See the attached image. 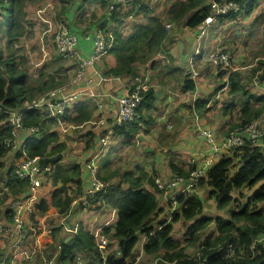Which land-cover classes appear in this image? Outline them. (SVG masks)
Here are the masks:
<instances>
[{
    "label": "trees",
    "instance_id": "16d2710c",
    "mask_svg": "<svg viewBox=\"0 0 264 264\" xmlns=\"http://www.w3.org/2000/svg\"><path fill=\"white\" fill-rule=\"evenodd\" d=\"M58 1L64 2V0ZM232 1L238 4L243 14H248L253 11L258 0ZM98 2L105 8L108 3L106 0H98ZM210 2L211 0H174L169 4L167 12L171 21L179 20L182 25L194 28L209 13ZM154 5L151 4V0H128L126 5H117L111 11L108 21L113 25L108 28V32L104 30L111 40L107 52L113 55L114 63L102 70L104 74H122L127 79L133 78L138 71L134 69L136 62L144 64L148 61L151 64L154 61V53L159 52L166 37L162 20L150 14ZM21 6L22 0H0V13L5 12L3 29L5 45L8 48L22 33ZM60 11H62L61 7ZM130 14L139 15L140 20L133 24L131 31L123 34L119 28L120 22L123 17ZM229 19L237 21L236 11L229 10L219 15L214 26L218 30L219 26ZM250 24L261 25L263 35L261 49L264 51V11L255 15ZM249 67L258 84L264 86V78L259 79V75L264 71V58H257L256 62ZM237 69H231L227 74L225 70H220L217 76L226 74L227 92L239 95L238 102L236 100L223 102V104L220 102L219 105L228 119H232L230 112L235 109L234 104L239 105L236 109V119L229 124V127L234 125L240 128L256 121L264 113V92L257 91L254 94L249 92L244 83L245 80L241 78L243 73ZM58 70L65 69L58 67ZM52 74L54 73H46L43 80L33 86L29 85L25 72L18 69L13 53L4 56L0 51V123L6 117L5 110L19 107L26 100L25 97L37 95V93H31L32 87L36 92H40L60 82V80L55 81ZM183 82L184 90L194 88L192 78H184ZM217 88L216 86L215 90ZM209 97L210 95L202 99L196 98L192 103L193 107L202 108L209 101ZM153 100V89L143 88L142 99L137 106L139 115L134 120L123 121L120 125H111L108 132L109 139L112 136L118 137L119 144L127 145L141 129V123L145 125L142 130L148 131L147 127L151 124L152 118L144 111L153 107ZM87 102L84 99H77L68 112L64 113L63 118L74 123L88 120L91 117L92 108ZM21 114L24 126H37V132L25 136L21 143L26 155L50 156L63 149V142L58 140L56 131L49 127L54 118L47 111L35 108L21 109ZM263 121L258 122V125L261 126ZM100 134L102 133H98L97 137L99 144L97 150L100 149L98 163L100 159L101 161L96 168V177L107 183L94 194L88 195L85 205L79 203L78 206H85L95 211L103 208L115 210L114 220L100 227V232L106 237L103 257L95 244L93 235L82 221L78 220L73 226L74 231L71 235L65 240L60 239L56 253L57 262L84 259L83 264H133L135 259L132 257V251L136 243L142 239L141 249L147 254L156 252L159 247L164 248L165 251L169 250L163 256L167 264H264V240H257L264 235V146L259 143L252 145L247 136L243 137L241 145L229 148L228 153H221L199 178L196 185L207 187L208 197L213 198L217 208H224L232 203L234 197L231 192L234 189H249L256 184L242 204L227 209L228 217L201 214L202 200L195 192L177 193L173 196L168 193L163 199L168 201L167 203L171 202L168 218L157 220L154 225L151 220L156 216L159 206L156 197L158 189L153 182V171L148 173L141 167H137L134 174L133 171L123 169L117 173L116 180H111L113 169L110 171V151L107 150L108 143L100 146L99 137L102 136ZM85 135L87 137L83 147L88 148L92 143V130H86ZM9 138V128L0 124V191L3 192L0 203L2 201L6 203L9 196L22 194L26 190L25 180L12 175L13 162L11 161L7 167L3 163V156L9 150L6 144ZM18 154V151H13L12 157L16 158ZM46 164L50 167L46 175L53 189L48 202L40 200L34 207L41 213L48 205H51L58 214L66 216L72 201L78 199L82 193L80 165L78 162L59 164V160L47 161ZM169 166L172 172L179 175L185 176L188 173L180 164L169 162ZM104 168L107 170L101 172ZM143 184H146L148 188ZM173 199L176 202L174 208ZM5 206L4 203L1 206L3 210V212L0 210L1 216L9 221L10 216ZM180 218L189 220L185 227L187 241L194 240L196 232L203 229L209 222H213L215 235L212 237L205 235L199 241L201 247L197 255L187 254L179 246V241L171 235L173 222ZM111 242L116 244L113 250L108 249Z\"/></svg>",
    "mask_w": 264,
    "mask_h": 264
},
{
    "label": "crops",
    "instance_id": "0c3cea01",
    "mask_svg": "<svg viewBox=\"0 0 264 264\" xmlns=\"http://www.w3.org/2000/svg\"><path fill=\"white\" fill-rule=\"evenodd\" d=\"M157 1L159 2L160 0ZM154 2H151V4ZM61 4L63 7L61 8L62 11L60 12L62 13H60V16L63 21H60L66 23L69 29L76 35L75 48L78 50L80 55L89 54L92 48L93 34L96 28L104 26V29L108 32V28L113 25L110 21L106 20L105 6H102L98 0H64ZM251 12L245 14V16L251 18ZM253 17L254 16H252V18ZM215 30L216 28H211L209 31V43H211ZM193 31L194 28L182 25L181 29L173 28L170 34H168V36H170L169 45L164 47L165 49L161 45L162 50L156 53L159 54L161 51L167 50V53H164V55L168 58L167 66L164 64L163 59L157 58L151 64L145 63L140 65L138 68L137 72L146 78L147 84L145 88L151 87L153 89V107L144 111L146 114L150 115L152 122L147 127L148 131L142 130V128H145V125L141 123V129L135 135L132 142L127 145L119 144L118 137L112 136L109 139L107 150L110 151V157H113L115 154L119 155L118 157H120V161L118 159L117 162L124 170L133 171L135 174L137 167H141L148 173L152 170L154 174L153 178H160L167 181L173 173L170 169L169 162H173L178 165L180 164L182 169L188 172L189 169L192 170L195 167L200 166L205 157H210L211 162H213L221 153H228L229 148H220L217 152H213L210 147V142L203 133V130H208L218 144L225 137V135L221 136L219 131H217V127L222 125L224 122V114L219 105L221 101H217V99L219 92L224 90L226 85H224V81L217 82V71L213 69V73H211L209 69H201V72H198L199 77L194 81V88L192 90H184L182 88L184 86V78H190L186 71V61L191 50ZM127 32L124 31L123 34ZM44 33L45 31L42 29L41 34ZM85 34H87V37H85ZM98 59L92 65L86 67L85 76H90L93 73V70H98L103 74L105 79L102 80L100 84L88 85L93 92V95L88 96L87 94L82 93L74 98L73 102L69 106L70 109L77 99H84L86 102L88 101L87 103L92 108L93 114L91 113L90 119L79 123L69 122L66 119L61 123V125H64L63 123H73L74 125H77L75 127L77 128L82 127L83 124L90 121L93 115L96 117L94 126L87 128V130L90 129L93 132L92 143H90L87 150L89 154L84 156L82 159L78 158L75 161H72L78 162L80 165V184L82 189L80 196H82L87 188L92 185L86 168V162L97 151L99 146L97 143L98 133H102L100 135H103L104 133L110 132V126L113 125L114 122V96L124 92L125 84L128 81L127 77L122 74L106 75L102 72L104 68L112 66L114 60H109V58H107V65L103 67L100 65ZM73 60L75 64V59ZM237 70L240 72V68ZM62 73L63 72H61V74ZM92 78L93 80H96L94 75ZM255 83L257 84H253V87L262 92L263 88L261 87V84L259 85L258 82ZM216 86L218 88L215 90ZM38 93L39 92H37V94ZM208 95H210V97L206 105L200 109L193 107L192 103L196 98L202 99ZM37 96L38 95H36V97ZM52 123L56 124L55 120H53ZM67 130L71 129L67 128L63 130V132ZM84 132L78 135L79 139L82 138L81 135L84 134ZM25 136H28V134L23 130H19L17 139L18 142L20 143L23 141ZM201 141L205 143L204 146L201 145ZM13 151L16 150H8L3 156L4 166H9L11 161L13 162L15 160V158L12 157ZM198 151L200 154L197 153ZM141 160L145 163L141 162ZM96 161L98 166V157H96L95 162ZM111 162L110 167L112 165ZM82 167L85 171L84 176L81 178ZM48 181L51 189L46 190V183H44L38 189V200L36 203L40 200L48 202L50 193L53 189L50 179H48ZM143 186L148 188L146 184H143ZM199 187L202 186H194L192 193L195 192L198 196H200L197 191ZM168 193L173 196L176 191L175 189H172L168 190L166 195H168ZM159 194L160 192H157L156 194L159 210L157 211L154 219L151 220V223L155 222L154 220L156 218L158 220L168 218V213L171 210V202L167 203L168 201H164ZM79 197L77 200L80 199ZM173 202L174 208L176 206L174 199ZM50 207L54 209V215L60 217L59 219L61 221V225L63 226V216L58 214L53 206L48 205L44 211ZM78 209L79 206L74 210L76 213H73V226L76 222H78L77 219L81 218L83 221L86 218L85 221L87 224L89 225L92 223V226L111 223L115 218V210L111 208H103L95 211L91 210V208L80 206V212L77 211ZM0 210H2L1 206ZM36 210L37 209L33 206V212L28 214V218H37L39 220L38 223H40V226L44 229L45 227L42 222L43 217H41L40 214H37L38 211ZM2 212H0V216L2 215ZM164 214L166 216H164ZM24 215H26V213H24ZM90 216L91 218H88ZM1 218H3V221L7 220L2 216ZM64 230L67 231L65 228ZM69 231L71 233L73 232L71 229ZM47 237L49 238L48 234H45L44 232L37 234L36 239L38 247L44 246L41 250H38L39 255L43 254V249L47 243L45 239ZM66 238L62 237L61 239L65 240ZM1 246H3V242H1ZM139 247H141V245ZM102 254H104V251H102ZM35 260L37 259L33 256L27 262H21H23V264H35Z\"/></svg>",
    "mask_w": 264,
    "mask_h": 264
},
{
    "label": "built area",
    "instance_id": "2783aa9c",
    "mask_svg": "<svg viewBox=\"0 0 264 264\" xmlns=\"http://www.w3.org/2000/svg\"><path fill=\"white\" fill-rule=\"evenodd\" d=\"M106 1L108 2L105 8L106 20H108L111 11L115 9L117 5L124 6L128 3V0ZM154 1L157 0H151V2ZM47 6L49 5L46 4V6L36 9L37 17L47 23V28L44 29L45 32H48L51 28L50 21L46 20L42 15V11H44ZM209 7V13L194 27L191 39V50L186 61V71L189 77L193 80L198 76L199 66L202 65H208L216 71L237 68V66H232L230 64V57L227 51L221 49L217 45H213L215 41L214 39L209 43L208 34L211 28H216L214 25L216 24L219 15L224 14L229 10H234L236 11V18L238 20V18H240L239 15L245 16V14L239 9L238 4L232 0H211ZM229 22H236V20L229 19ZM169 27L170 23L164 24V30H168ZM51 35L52 46L56 53L61 58L75 59V67L71 74L72 79L68 84L59 85L43 91L37 97H34V99L24 100L19 107L5 110L6 117L0 123L2 126L9 128L10 138L6 140L8 149L16 150L19 153L13 161L11 170L12 175L18 179H24L26 182V190L24 193L14 197H8L6 200L7 204L5 207L8 209L7 214L10 216V220L3 221V218H0V242L2 241L3 234H7L11 238V246L13 247V250H9L4 254L5 261L0 260V264H14L16 261L21 260L27 262L35 255L38 249L36 238L30 242L26 241V243H28L27 246H20L18 245V242L22 236L21 231L25 226H28L32 234L35 236V232L28 222V214L33 212V206L38 200V189L42 186V181L47 176L46 174L50 168L46 163L44 166H40L38 163L40 156L26 155L24 149H22V141L19 143L17 140L19 130L25 131L28 136L37 132V126H24L22 124L21 109L35 108L40 111L45 110L54 118L56 123L61 124L65 120L63 115L65 112H68L69 106L74 98L82 93H85L88 96L93 95V92L88 85L100 84V82L105 79L103 74L98 70H93V73L90 76H85L86 67L92 65L100 56L106 54L107 49L110 46L111 40L104 28L101 26L96 28L93 34L92 48L87 55H80L75 48L76 35L69 29L66 23L61 21L55 23ZM85 37H87V34H85ZM137 74L133 78L128 79L123 93L114 96L115 107L113 125H120L123 121L134 120L139 115L137 106L142 99V91L143 88H145L147 81L142 74ZM93 75L96 77V80H93ZM255 82H258L257 79ZM260 129L261 126L258 125L257 120L252 121L240 128L228 132L219 144L216 143L213 135L208 130H203V133L210 142L212 151L217 152L220 148L238 147L242 144L243 137L246 136L251 140L252 145L259 143L264 146V141L260 140ZM108 141V132L99 137L100 146H105ZM197 153L200 154L199 151ZM98 154H100V149H98L86 162V168L92 185L87 188L82 196L79 197V200L75 199L80 204L85 205L86 197L94 194V192L103 188L107 183L96 177L97 161L95 162V159L98 157ZM211 163V158L205 157L200 166L189 170L185 176L173 172L169 180L164 181L160 178H154L153 182L158 189V192H160L162 199L167 196L166 194L168 190L172 189H175V194H189L192 193L199 178L204 175V172ZM2 193L3 192L0 191V196H2ZM24 213H26L27 216L24 215ZM62 218L64 221L65 216ZM101 225L102 224L91 225L88 228V231L93 235L95 244L103 257L102 251H104L106 237L100 232ZM63 227L74 231L73 227L69 228L68 226H65V223ZM257 240H264V235ZM141 243L142 239L140 245ZM56 248L58 250L59 245H57ZM57 250L51 256H45L44 254L39 255L38 253V260L35 264H53V260H56ZM197 254L198 252L196 255ZM60 264H83V261H66L61 262ZM133 264L138 263L135 261Z\"/></svg>",
    "mask_w": 264,
    "mask_h": 264
},
{
    "label": "rangeland",
    "instance_id": "374dc122",
    "mask_svg": "<svg viewBox=\"0 0 264 264\" xmlns=\"http://www.w3.org/2000/svg\"><path fill=\"white\" fill-rule=\"evenodd\" d=\"M172 1L174 0H160L159 2L155 1L153 3L155 5L153 6L152 13H150L158 16L162 20L163 24L170 23L169 29L165 30L166 37L162 43L163 48L167 47L170 43V36H168V34H170L171 30L173 28H178V29L182 28L181 22L179 20L171 21L170 15L167 12L168 6ZM46 4H48L49 6H47L44 9V11H42V15L46 20L50 21L51 28L50 30H48V32L41 34L42 29L47 28V23L41 21L37 17L36 9L46 6ZM60 7L62 8L63 5L58 0H22V6H21V11L23 12L22 33L14 40V42L9 46V48L5 45V36H4L5 33L3 29V19H4L3 15L5 12L1 11L2 13H0V51L2 55L5 56L9 53H13V56L15 57L16 65L19 70L25 72L26 79L29 85L31 84L33 86L34 84L40 82V80H43L45 78L46 73H51V72L54 73L52 75L55 81L60 80V82L50 87L44 88V90L39 92L37 95H39L45 90L54 88L56 86L68 84L69 81L72 79L71 74L75 66L74 60L71 58L58 57V54L56 53V51L52 46V35H51L52 28L55 25V23L59 22L60 20L62 21L60 16V9H59ZM263 11H264V0H258L255 8L250 14L251 18L248 16L239 15L240 18H238L236 22H229V20H226L223 22V24L219 26L218 30L217 29L215 30V33L212 36V39L215 40L214 43L212 42L213 45H217L221 49L228 52L230 57V64L232 66H237L240 69L242 68L241 69L242 71H240L241 73H243L241 78L245 80L244 83L246 85L247 90L253 94L256 93L258 89L253 87V84H257V83H255L256 78L250 72L249 66L250 65L252 66V64L256 62L257 58L259 57L264 58V51H262L261 49V42L263 41L261 25L260 24L251 25L250 21L252 19V16H255ZM139 20H140L139 15H135V14L127 15L123 17L119 25V28L121 29L122 32L130 31L133 28V24L135 23V21L137 22ZM160 50H162V47L158 51ZM164 53H167V50L161 51L159 54H156L153 59L154 60L157 58L163 59L164 64L167 66L168 58L167 56L164 55ZM256 55L257 57H255ZM107 58H109V60H114L113 55L107 52L98 59L101 66L104 67L107 65L106 63V60H108ZM145 63H149V62L147 61ZM140 65L143 64H141L140 62H136V64L134 65V69L138 70ZM58 67L64 68L65 70L60 71L58 70ZM201 69H209L210 72L213 73V69L208 65L199 66V73L201 72ZM61 72L63 73L61 74ZM136 74L137 71L135 75ZM139 74L140 73H138L137 75ZM223 75L226 76V74ZM221 76L218 75L217 82L226 80L225 76L222 77ZM198 77L199 74L197 77H195L194 81ZM261 87L263 88L262 92H264V86ZM224 88H225L224 90L219 92L217 101L220 100L222 104L223 102L227 103L229 101H234V100L238 102L239 95H237V93L230 95L227 93V86H225ZM31 93L33 94L37 93L34 87H32ZM34 97H36V95L35 96L31 95L25 98L26 100H31L34 99ZM238 107L239 105L235 103L234 104L235 109H233V111L230 112L232 115V119H228V117H226L225 115L223 119L224 122L222 123V125H219L217 127V131H219L221 136L227 135L228 132L239 128V127H234V125H231L229 127V124L231 122H234L236 119L237 116L236 109ZM88 119H90V117ZM263 120H264V113L257 118V122H261ZM95 122H96V117L93 115L91 120L83 124L82 127L75 128L77 125H74L73 123H69V124L63 123L64 125H61L55 122L56 124L54 123L49 124L50 129L56 131L58 135V140L62 141L64 144V147L61 150L62 152L60 151L61 154L58 159L59 164H68L72 161H75L78 158L82 159L84 156L89 154L87 151L88 148L83 147L84 140L85 137H87V135L84 136V134H82L81 139L78 138V135L86 131L87 128L93 127ZM64 128L65 129L69 128L71 130H67L63 132V130H65ZM260 134H261L260 140L264 141V121L261 125ZM201 145L204 146L205 143L201 141ZM118 156L119 155L115 154L113 155V157H111L112 165L110 167V171H112L113 169V174H112L113 176L110 177L111 180H116L118 177L117 173L123 170V168L117 162L118 159L120 158ZM100 161L101 159L99 160V163ZM141 162L143 161L141 160ZM105 169L106 168L102 169L101 172L104 171ZM84 171L85 169L82 167L81 178L84 176ZM48 179L49 178L46 176L42 181V185L46 183V190L51 189ZM255 187L256 184L249 189L247 188L234 189L231 192L232 196L234 197L232 203H230L224 208H217L215 207V201L213 200V198L208 197L207 187L205 185H202V187H199L197 189L200 198L202 200L201 214L209 215V216L219 215L223 218H226L228 217L227 209L234 207L237 204H242L246 196ZM3 203L5 205L7 204L5 203V201L4 202L2 201L0 206H2ZM50 208L44 211L43 213L37 212V214H40L41 217H43L42 222L45 228L42 229L40 223H38L39 220L37 218L34 217L32 219L30 218L28 222L30 223V226L33 228L35 232V236L32 234L29 227L25 226L21 231L22 236L20 237L18 245L27 246L28 243H26V241L28 242L33 241L34 238H37L38 233L44 232L45 234H48L49 238L47 237L45 239L47 243L45 246L46 249L45 248L43 249V254L45 256H51L53 253L56 252L57 250L56 246L59 244L60 239L62 237L66 238L69 235H71V232L69 231L68 228L67 231L64 230L63 226L61 225V221L59 219L60 217L54 215L53 212L54 209L53 208L50 209ZM77 211L80 212V207ZM73 216L71 219L72 222H73ZM91 216L88 218H91ZM164 216L166 215L164 214ZM77 220H81L82 223L87 228L92 224L90 223L88 225L87 222L85 221L86 218L84 221L82 218ZM156 220L158 219L156 218L154 221L156 222ZM155 222H153L154 225ZM188 222L189 220H183L182 218H180L176 222H173L171 235L174 239L179 241V246H181L187 254L196 255L197 252L199 253L201 247L199 245V241H201V239H203L205 235H209L211 237L215 235V228L213 222H209L203 229L196 232L195 235L196 237L194 240L187 241L186 240L187 236L185 235V227L188 224ZM53 228L56 229L52 230ZM10 239L11 238L9 235L3 234L1 241L3 242V246H1V242H0V260L5 261L4 254L7 253V251L9 250H13ZM139 246H140V241L136 243V246L132 251V257L135 259V261L138 264H167V261L163 258V256L165 252H168L169 250L165 251L164 248L159 247L156 252L147 254ZM43 247L44 246L38 247L34 255V257L37 260H38V252H39L38 250H41V248ZM114 248H116V244L115 242H111L109 244L108 249L113 250ZM115 253H117V251H115ZM21 261L24 262V260ZM21 261H16L14 264H23V262ZM53 264H59V263H56V260L54 259Z\"/></svg>",
    "mask_w": 264,
    "mask_h": 264
},
{
    "label": "water",
    "instance_id": "95a60500",
    "mask_svg": "<svg viewBox=\"0 0 264 264\" xmlns=\"http://www.w3.org/2000/svg\"><path fill=\"white\" fill-rule=\"evenodd\" d=\"M263 78H264V71L261 72V74L259 75V79L260 80L263 79ZM60 154H61L60 152H57V153H55L53 155H50V156H41L38 159V163L40 164V166H44L47 161L54 162V161L59 159ZM78 204H79L78 201H76V200L72 201V203H71V205H70V207L68 209V213H67V215L64 218V223L69 228L73 227V223H72L71 219H72V216H73V212L76 209V207L78 206Z\"/></svg>",
    "mask_w": 264,
    "mask_h": 264
},
{
    "label": "clouds",
    "instance_id": "9594fccd",
    "mask_svg": "<svg viewBox=\"0 0 264 264\" xmlns=\"http://www.w3.org/2000/svg\"><path fill=\"white\" fill-rule=\"evenodd\" d=\"M236 69H237V68H236ZM229 70H231V69H226V70H225L226 74L229 72ZM219 71H220V70H219ZM219 71H217V72H219ZM224 85H226L225 81H224Z\"/></svg>",
    "mask_w": 264,
    "mask_h": 264
},
{
    "label": "bare ground",
    "instance_id": "6f19581e",
    "mask_svg": "<svg viewBox=\"0 0 264 264\" xmlns=\"http://www.w3.org/2000/svg\"><path fill=\"white\" fill-rule=\"evenodd\" d=\"M109 145V144H108Z\"/></svg>",
    "mask_w": 264,
    "mask_h": 264
}]
</instances>
